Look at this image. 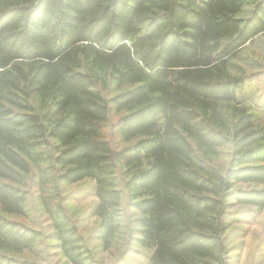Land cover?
I'll use <instances>...</instances> for the list:
<instances>
[{
    "label": "trees",
    "instance_id": "obj_1",
    "mask_svg": "<svg viewBox=\"0 0 264 264\" xmlns=\"http://www.w3.org/2000/svg\"><path fill=\"white\" fill-rule=\"evenodd\" d=\"M262 34L264 0H0L2 212L27 215L32 176L62 254L90 264L63 187L92 179L104 249L126 205L146 264H231L237 207L264 208V116L230 69ZM46 238L0 213V264H49L26 256Z\"/></svg>",
    "mask_w": 264,
    "mask_h": 264
},
{
    "label": "rangeland",
    "instance_id": "obj_2",
    "mask_svg": "<svg viewBox=\"0 0 264 264\" xmlns=\"http://www.w3.org/2000/svg\"><path fill=\"white\" fill-rule=\"evenodd\" d=\"M264 34L245 51L232 61L231 72L235 75L250 74L253 81L251 88L244 93L247 104H251L264 116ZM263 107L258 108L257 107ZM227 152L218 159L222 165ZM95 181L86 179L74 184H65L64 195L67 212L74 219L87 237L88 245L93 251L94 259L90 264H146L152 249L139 246L134 240L129 239L130 229L135 238H138L137 220L140 213L130 206L125 205L122 228L117 234L109 249H104L95 235V227L98 219L87 217L88 208L97 202L94 193ZM24 187L28 190L27 215L5 214L0 206V213L21 222L32 228L40 230L47 238L44 244L39 246L38 255L28 253V258H36L49 264H72L62 254L57 241L52 235L49 219L38 200L37 191L32 182V176L26 177ZM241 213L239 221L232 224L230 229V245L232 248L231 264H264V208L258 209L253 206H238ZM131 241V242H130Z\"/></svg>",
    "mask_w": 264,
    "mask_h": 264
}]
</instances>
